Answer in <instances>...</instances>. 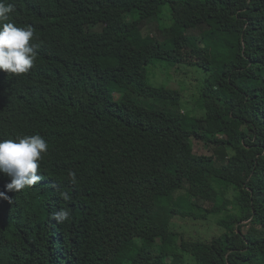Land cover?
I'll list each match as a JSON object with an SVG mask.
<instances>
[{
	"label": "trees",
	"instance_id": "1",
	"mask_svg": "<svg viewBox=\"0 0 264 264\" xmlns=\"http://www.w3.org/2000/svg\"><path fill=\"white\" fill-rule=\"evenodd\" d=\"M5 2L37 47L28 73L0 71V140L39 134L48 151L42 179L0 199V264H264V0ZM164 6L169 27L144 34ZM179 37L206 57L190 64L206 76L191 117L147 75L187 66ZM9 182L0 173V192Z\"/></svg>",
	"mask_w": 264,
	"mask_h": 264
},
{
	"label": "clouds",
	"instance_id": "2",
	"mask_svg": "<svg viewBox=\"0 0 264 264\" xmlns=\"http://www.w3.org/2000/svg\"><path fill=\"white\" fill-rule=\"evenodd\" d=\"M15 11L14 5L0 0V71L14 76L28 73L36 58V45L30 43L34 37L31 26L18 27L9 21V14ZM48 144L39 134L17 136L13 139L0 140V173L10 178L5 185V192H0V199L13 203L6 192H20L36 185L42 176L38 175L40 161L47 153ZM75 182L76 174L68 173ZM60 197L68 201L70 196L61 191ZM70 217L68 208H61L51 214V218L62 224Z\"/></svg>",
	"mask_w": 264,
	"mask_h": 264
},
{
	"label": "rangeland",
	"instance_id": "3",
	"mask_svg": "<svg viewBox=\"0 0 264 264\" xmlns=\"http://www.w3.org/2000/svg\"><path fill=\"white\" fill-rule=\"evenodd\" d=\"M177 7V6H176ZM179 15H182L187 24H194L197 21L196 16L188 15L182 8L177 7ZM158 20V21H157ZM171 24L169 7L164 6L163 10L159 15V19H154L150 21L145 29L143 30L144 34L150 36L159 37L161 30L169 27ZM175 49L174 59L176 61H183L187 63V66L181 68L180 70L177 67H171L165 63H159L157 61H152L148 67V80L149 83L153 86H163L167 89L178 90L177 95L172 98V102L175 104L183 103L188 106H183L188 117L196 115L192 110V105L194 100L197 99L198 90L200 89L203 81L205 80V72L199 66H191L199 63L204 60L206 57L204 54H198L192 49V43L189 39L177 38L175 40ZM189 64V65H188ZM191 64V65H190ZM166 65V66H165ZM115 99H118L119 95L114 94ZM197 101V100H196ZM194 102L197 107V102ZM223 131L226 137L232 138L235 135V131L229 126H223ZM194 152L197 154H209L202 146V143L192 140ZM160 199L159 201H161ZM189 222L186 220H179L178 228L182 229L186 233L191 232V228L188 227ZM137 225L140 230V235L145 237H151L154 235V230L147 221V216L144 212H141L138 215ZM198 235H202L206 232L212 233L213 227L198 228ZM234 245H238V242H235Z\"/></svg>",
	"mask_w": 264,
	"mask_h": 264
}]
</instances>
